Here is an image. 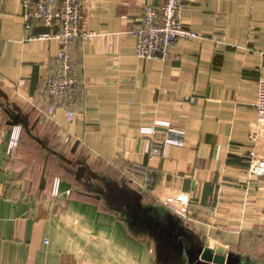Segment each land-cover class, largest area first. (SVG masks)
<instances>
[{"label":"crops","instance_id":"crops-1","mask_svg":"<svg viewBox=\"0 0 264 264\" xmlns=\"http://www.w3.org/2000/svg\"><path fill=\"white\" fill-rule=\"evenodd\" d=\"M21 1L0 0V264H212L205 250L264 264V176L248 161H264V0H186L203 38L162 62L135 57V32L163 0H83L96 36L70 51L71 120L43 84L57 43L24 28Z\"/></svg>","mask_w":264,"mask_h":264},{"label":"built area","instance_id":"built-area-1","mask_svg":"<svg viewBox=\"0 0 264 264\" xmlns=\"http://www.w3.org/2000/svg\"><path fill=\"white\" fill-rule=\"evenodd\" d=\"M83 0H22L24 28L43 27L45 32L37 36L38 40L57 43L56 65L52 73L44 77V88L53 100L57 109L63 110L65 117L71 120L74 116L70 107L77 100L81 91L78 73L71 62L70 51L78 40H87L95 35L86 32L81 25V11ZM186 6V0H163L155 7L147 4L143 7L141 26L135 32L138 40L135 47V57L145 60L166 61L171 48L178 42L202 39L198 33L183 25L181 13ZM257 122L264 124V78L258 81V93L254 104ZM143 135H150L151 131L141 129ZM165 145H182L183 133L166 127ZM17 137L11 138L8 153L12 154L17 145ZM251 176H264V161L255 159L252 150L248 155ZM130 171L134 175H143V170L133 165ZM183 198H175L167 204L177 206ZM178 207V206H177ZM174 209V208H173ZM172 209V210H173ZM180 213V212H179ZM182 214V213H180Z\"/></svg>","mask_w":264,"mask_h":264},{"label":"water","instance_id":"water-1","mask_svg":"<svg viewBox=\"0 0 264 264\" xmlns=\"http://www.w3.org/2000/svg\"><path fill=\"white\" fill-rule=\"evenodd\" d=\"M225 254L224 251H216V253H213L210 250H205L202 259L206 262L212 263V264H223L224 259L223 255Z\"/></svg>","mask_w":264,"mask_h":264}]
</instances>
